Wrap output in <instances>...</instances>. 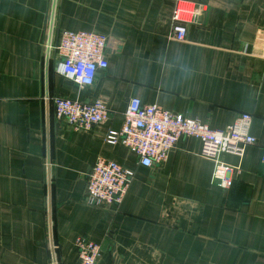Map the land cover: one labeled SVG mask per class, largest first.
<instances>
[{
  "label": "crops",
  "instance_id": "1",
  "mask_svg": "<svg viewBox=\"0 0 264 264\" xmlns=\"http://www.w3.org/2000/svg\"><path fill=\"white\" fill-rule=\"evenodd\" d=\"M193 12L184 41L173 15ZM64 30L109 37V66L91 86L63 73ZM102 100L108 121L75 130L52 98ZM221 130L242 113L258 139L223 154L229 185L213 182L202 143L183 137L162 165L121 143L132 99ZM264 0H0V264H78V238L98 264H264ZM135 172L118 209L85 203L98 158Z\"/></svg>",
  "mask_w": 264,
  "mask_h": 264
},
{
  "label": "built area",
  "instance_id": "2",
  "mask_svg": "<svg viewBox=\"0 0 264 264\" xmlns=\"http://www.w3.org/2000/svg\"><path fill=\"white\" fill-rule=\"evenodd\" d=\"M172 37L184 41L187 37V24L194 20L193 12L177 6L173 15ZM109 37L97 30H64L57 43L59 57L63 58V73L79 86H91L98 74L108 68L107 47ZM55 115L59 120L75 130H89L110 118V109L102 100L83 102L68 97L52 98ZM253 116L242 113L224 129L217 130L208 123L192 119L183 114L164 109L158 104H143L138 98L131 100L124 112L121 131L109 130L106 142L121 143L139 158L147 167L162 165L169 154L178 147L183 137H195L202 143V155L215 164L213 182L219 186L229 185L228 173L240 166L224 164L223 154L243 156L245 148L258 143L251 134ZM264 165V147L261 153ZM135 172L119 163L98 158L87 175L85 203L107 209H118L122 204ZM78 264H98L101 258V245L89 238L80 237L75 242Z\"/></svg>",
  "mask_w": 264,
  "mask_h": 264
},
{
  "label": "water",
  "instance_id": "3",
  "mask_svg": "<svg viewBox=\"0 0 264 264\" xmlns=\"http://www.w3.org/2000/svg\"><path fill=\"white\" fill-rule=\"evenodd\" d=\"M59 58H60L62 61H64L62 57H59Z\"/></svg>",
  "mask_w": 264,
  "mask_h": 264
}]
</instances>
